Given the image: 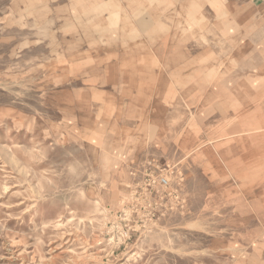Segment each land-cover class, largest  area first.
I'll return each instance as SVG.
<instances>
[{
    "label": "rangeland",
    "instance_id": "374dc122",
    "mask_svg": "<svg viewBox=\"0 0 264 264\" xmlns=\"http://www.w3.org/2000/svg\"><path fill=\"white\" fill-rule=\"evenodd\" d=\"M0 264H264V0H0Z\"/></svg>",
    "mask_w": 264,
    "mask_h": 264
},
{
    "label": "built area",
    "instance_id": "2783aa9c",
    "mask_svg": "<svg viewBox=\"0 0 264 264\" xmlns=\"http://www.w3.org/2000/svg\"><path fill=\"white\" fill-rule=\"evenodd\" d=\"M142 187H149V192L154 191L156 195L162 196L159 192H167L169 188V182L166 179V175L161 174L157 176H152V174H150L144 180V186ZM167 193L169 194V192Z\"/></svg>",
    "mask_w": 264,
    "mask_h": 264
},
{
    "label": "bare ground",
    "instance_id": "6f19581e",
    "mask_svg": "<svg viewBox=\"0 0 264 264\" xmlns=\"http://www.w3.org/2000/svg\"><path fill=\"white\" fill-rule=\"evenodd\" d=\"M113 1V0H112ZM134 2V1H133ZM95 5H97L96 3H95ZM98 6V5H97ZM107 6L109 7V8H116V4L114 3V2H110V3H108L107 4ZM138 12V11H137ZM153 13L155 14V11H153ZM198 19V18H197ZM202 18H199L198 19V21L200 22V26L198 27V29L197 30H203V29H205V28H203V27H205L206 26V22L205 21H203V20H201ZM124 21H126V19H124ZM129 24V23H128ZM159 28H161L162 30L163 29H165L163 26H161V27H156L155 29H153V31L154 32H160L161 30L159 29ZM93 29V28H92ZM107 30L108 29H106V28H104L103 27V29L102 28H100V29H96V31H98V32H107ZM201 38V37H200ZM17 141V140H16ZM83 220V219H82ZM81 220V221H82Z\"/></svg>",
    "mask_w": 264,
    "mask_h": 264
}]
</instances>
